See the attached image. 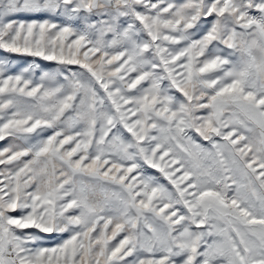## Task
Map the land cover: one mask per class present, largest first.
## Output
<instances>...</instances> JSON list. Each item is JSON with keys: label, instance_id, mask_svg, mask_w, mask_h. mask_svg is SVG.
Listing matches in <instances>:
<instances>
[{"label": "snow or ice", "instance_id": "6c2138e0", "mask_svg": "<svg viewBox=\"0 0 264 264\" xmlns=\"http://www.w3.org/2000/svg\"><path fill=\"white\" fill-rule=\"evenodd\" d=\"M0 52V264H264V0H0Z\"/></svg>", "mask_w": 264, "mask_h": 264}, {"label": "rangeland", "instance_id": "374dc122", "mask_svg": "<svg viewBox=\"0 0 264 264\" xmlns=\"http://www.w3.org/2000/svg\"><path fill=\"white\" fill-rule=\"evenodd\" d=\"M177 2H180V0H177ZM4 55V53L3 52H0V56H3ZM31 59L32 58H28V62H30L31 61ZM38 61H39V58H36ZM20 63H24L23 61H21ZM52 62H43V64H44V66H48V65H50ZM0 143H2V142H0Z\"/></svg>", "mask_w": 264, "mask_h": 264}]
</instances>
